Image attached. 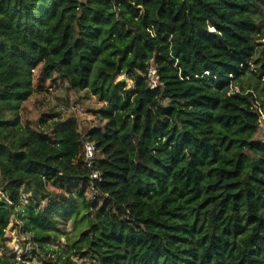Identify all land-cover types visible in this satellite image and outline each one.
<instances>
[{"label": "trees", "instance_id": "obj_1", "mask_svg": "<svg viewBox=\"0 0 264 264\" xmlns=\"http://www.w3.org/2000/svg\"><path fill=\"white\" fill-rule=\"evenodd\" d=\"M261 40L264 0H0V264H264ZM37 68L104 125L23 122Z\"/></svg>", "mask_w": 264, "mask_h": 264}, {"label": "rangeland", "instance_id": "obj_2", "mask_svg": "<svg viewBox=\"0 0 264 264\" xmlns=\"http://www.w3.org/2000/svg\"><path fill=\"white\" fill-rule=\"evenodd\" d=\"M260 42H262L261 46H264V40H261ZM39 72L40 68L35 69L33 72L36 90L28 100L23 102L20 110L23 122L29 120L36 123L50 112H59V116L62 119L77 120L82 135L93 126L101 127L104 125L105 122L94 115V110L102 105L97 96L85 92L78 93L70 90L66 82L62 80L52 82V78H41L39 77ZM118 79L126 82L128 89L133 87V81L127 78L125 74L120 75ZM50 121L51 118L48 123ZM256 137L264 139V120L261 123ZM1 184L0 178V192H2ZM67 227L68 230L71 231L76 229V227L72 226L70 222H68ZM6 235L9 236L7 237L8 249L13 246V242L17 243L20 248L31 249V244H27V240L24 238L15 216L12 218L11 224L6 231ZM65 243L66 238H62V240L54 243V245L65 246ZM72 258L80 264H95L93 260L82 259L79 256L73 255ZM32 262L34 264H42V262L36 258H34Z\"/></svg>", "mask_w": 264, "mask_h": 264}, {"label": "built area", "instance_id": "obj_3", "mask_svg": "<svg viewBox=\"0 0 264 264\" xmlns=\"http://www.w3.org/2000/svg\"><path fill=\"white\" fill-rule=\"evenodd\" d=\"M82 2H85L87 0H80ZM148 82L151 88H156L159 84L160 77L158 73V69L154 64H150L147 67L146 72ZM84 160L86 164L92 168V174L91 177L95 180L100 179V173L98 170L94 169V165L97 159V146L93 141H87L84 144ZM24 238L27 240V244H31L30 237L27 233L22 232ZM8 254L15 255L18 261H24V258L28 260L30 258V250L29 248H20V246L17 243L13 242V246L8 250Z\"/></svg>", "mask_w": 264, "mask_h": 264}, {"label": "crops", "instance_id": "obj_4", "mask_svg": "<svg viewBox=\"0 0 264 264\" xmlns=\"http://www.w3.org/2000/svg\"><path fill=\"white\" fill-rule=\"evenodd\" d=\"M7 237H9L8 235H6Z\"/></svg>", "mask_w": 264, "mask_h": 264}]
</instances>
